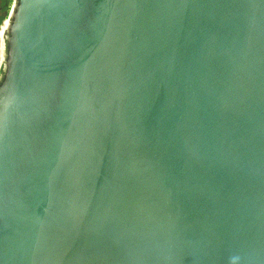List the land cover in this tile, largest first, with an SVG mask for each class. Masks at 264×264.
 Here are the masks:
<instances>
[{"label":"water","instance_id":"obj_1","mask_svg":"<svg viewBox=\"0 0 264 264\" xmlns=\"http://www.w3.org/2000/svg\"><path fill=\"white\" fill-rule=\"evenodd\" d=\"M0 264H264V0H15Z\"/></svg>","mask_w":264,"mask_h":264},{"label":"bare ground","instance_id":"obj_2","mask_svg":"<svg viewBox=\"0 0 264 264\" xmlns=\"http://www.w3.org/2000/svg\"><path fill=\"white\" fill-rule=\"evenodd\" d=\"M14 1L15 0H13V4H14ZM9 29H10V20L6 22L5 30L2 36V42H1V48H0V79L4 73L5 66H6V50H7V43L9 39Z\"/></svg>","mask_w":264,"mask_h":264},{"label":"crops","instance_id":"obj_3","mask_svg":"<svg viewBox=\"0 0 264 264\" xmlns=\"http://www.w3.org/2000/svg\"><path fill=\"white\" fill-rule=\"evenodd\" d=\"M13 3V1H12ZM12 3H11V0H0V26L3 22V18H4V12H3V6H10V10H11V7H12ZM10 12V11H9ZM7 14V13H6ZM9 14V13H8ZM8 16V15H7ZM6 23L3 22L2 24V27H1V30H0V36H1V32H2V29H3V26L5 25Z\"/></svg>","mask_w":264,"mask_h":264},{"label":"rangeland","instance_id":"obj_4","mask_svg":"<svg viewBox=\"0 0 264 264\" xmlns=\"http://www.w3.org/2000/svg\"><path fill=\"white\" fill-rule=\"evenodd\" d=\"M12 1L13 0H11V3H12ZM12 6H13V3H12ZM4 8V10H3V12H4V20H3V22L4 23H6L8 20H9V11H10V6H3ZM11 9H12V7H11ZM7 13V14H6ZM8 15V16H7ZM3 22H2V24H3ZM2 24H1V26H0V30H1V27H2ZM4 30H5V25L3 26V29H2V32H1V36H0V48H1V42H2V36H3V33H4ZM3 75H4V73H3ZM3 75H2V77H1V79L3 78ZM1 79H0V81H1Z\"/></svg>","mask_w":264,"mask_h":264}]
</instances>
